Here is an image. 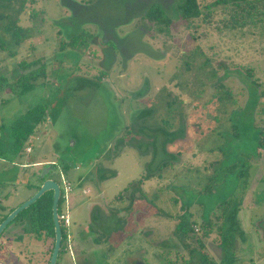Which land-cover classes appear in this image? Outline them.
<instances>
[{
	"label": "rangeland",
	"instance_id": "1",
	"mask_svg": "<svg viewBox=\"0 0 264 264\" xmlns=\"http://www.w3.org/2000/svg\"><path fill=\"white\" fill-rule=\"evenodd\" d=\"M154 1L173 17L166 34L142 17ZM197 1L203 16L185 24L179 0H36L20 21L32 39L18 47L10 43L6 20L0 21V41L7 44L0 48V74L13 81V68L23 58H39L46 68V77L28 91H0V124L37 103L46 106L45 121L24 146L31 151L2 155L0 219L41 185L44 164L54 163L46 178L62 192V177L72 186V240L70 247L63 242L56 264L190 261V245L171 235L183 207L200 233L204 220L216 222L212 228L220 223L217 204L228 198L240 201L235 264H264V148L257 149L264 138V16L244 24L229 8L206 9L214 0ZM85 32L84 50H60L61 40ZM221 81L228 98L216 97ZM144 108L153 114L142 119ZM141 124L149 127L146 133L139 132ZM155 129L183 135L164 149L159 132L152 141ZM232 164L236 172L244 170L242 177L225 175ZM147 172L151 177L133 186ZM20 219L4 232L29 225ZM37 230V237L18 245L19 252L0 246V264H45V245L50 249L54 239ZM204 242L209 260H220L219 235L213 232Z\"/></svg>",
	"mask_w": 264,
	"mask_h": 264
},
{
	"label": "trees",
	"instance_id": "2",
	"mask_svg": "<svg viewBox=\"0 0 264 264\" xmlns=\"http://www.w3.org/2000/svg\"><path fill=\"white\" fill-rule=\"evenodd\" d=\"M34 2H36V0H0V21L6 20L4 29L9 32L10 43L14 46H21L25 43V41L32 39L30 27L22 25L20 21L24 12H26L27 5L31 6ZM212 6H223V8H229V14H231L233 18H238V16H240V20L242 21L240 23L244 24L249 20L252 21L251 19H253L252 16L254 15L256 17H259L261 15L264 16V0H214L211 4L205 5V8L208 9ZM176 9L181 20H183L185 24L188 22L190 23L192 20L200 16H203V10L197 0H179L176 5ZM166 10L167 9L162 4L154 1L144 9L142 17L143 19L152 23L157 32L166 34L169 32V27L172 23L173 18L172 16L167 14ZM34 17H36V12L30 14V20L32 21ZM37 31L41 32L40 26ZM85 34H88V32H85L84 34H73L68 40H61L59 45L60 50H64L65 48H80L84 50L89 46L87 39H85L84 37ZM191 37L195 39L193 35H191ZM6 45V42L0 41V48L3 49ZM194 49H199V46H195ZM40 61L41 59L39 58H35L30 61H27L25 58H23L21 61H17L12 72L14 73L15 71H17L18 73H16V75H13L12 73V78H14L13 81H8L5 74H0V91L7 88L13 89L15 86L19 88L20 93H23L33 88L36 79L40 77H46L45 65H40ZM248 72L250 73V70H248ZM29 79L32 80V82H29ZM253 84L255 87V85H257V82L253 81ZM218 86L219 88H221V92L216 94V97L221 98L222 93H224V97H230V93L227 87L223 84V81H221ZM13 92L15 91L13 90ZM257 100L258 99H255L254 109L256 107ZM152 112V109L144 108L139 113L141 114V118L145 119L147 117H150L153 114ZM45 118L46 106L40 102L28 108L25 112L19 115L15 120L11 121L9 124L1 123L0 156L5 153L11 155H19L22 151H24L23 149L25 148L24 146L26 142L33 135L38 125L45 121ZM147 128L149 127L141 124V126L139 127V132L144 133ZM155 130L156 132L153 133L152 141H156V139H154V135H157V132H159L160 135L158 136L157 141L162 144L161 147H164L166 143L173 142L175 139L183 135V132L176 136V134L167 133L164 130ZM159 137H161V140L159 139ZM259 148H264V138L258 140L257 149ZM167 163L168 161L164 160L161 162L160 166L164 168L165 166H167ZM243 164L245 165V162H242V165ZM225 168V175H227L226 173H228L234 176L238 175V177H242L244 174L243 169H239L238 172L235 171L236 164H232ZM151 175L152 174L150 172H147L139 179L136 184L133 183V186L135 185L139 187V184L142 183L143 180L150 178ZM209 179H212V176H210ZM37 188H39V186ZM63 202L64 200L61 197L58 204L59 212L62 209ZM132 202L133 198L131 200V203ZM232 202V199L228 198L217 204V207L220 210V214L216 216V221H220L221 224L218 227L212 228L213 225L216 224V222H213L211 219H207V221L204 220L202 226H200V233L195 232V222L194 220H191L192 215L191 213L186 212L187 208L184 207L185 211L178 218V221L175 224L171 235L179 239L181 243L184 244V246L186 245V247H189L190 245L188 252L192 257V260L194 258H197L196 264H235L233 248L236 243L234 231L235 229H237L236 227H238V208L234 205H238L240 204V202H236V204ZM51 207L52 191H48L44 193L40 198H38L28 208L18 213V215L12 221L17 218H21L20 220L26 219L29 225L24 228L25 231L32 233L37 237V235L40 234L37 230V227H39L41 229L42 235L45 234L46 237L54 239V223L52 220ZM12 210L13 208L8 213H10ZM7 214L1 217L0 222L7 216ZM227 223H231L233 225L229 226L227 225ZM28 227L30 228V230ZM213 232H216V234L219 235L220 242L218 244V247L223 252V256L218 261L209 260L207 254L205 253L206 247L204 240L207 239V237H209ZM2 235L3 233L0 235V237ZM65 240L66 233L62 229L61 247ZM51 250L52 248H50L47 252L49 253V257L51 254ZM184 262H186V260ZM184 262L182 264H185Z\"/></svg>",
	"mask_w": 264,
	"mask_h": 264
},
{
	"label": "water",
	"instance_id": "3",
	"mask_svg": "<svg viewBox=\"0 0 264 264\" xmlns=\"http://www.w3.org/2000/svg\"><path fill=\"white\" fill-rule=\"evenodd\" d=\"M54 163H47L41 169L39 177L42 180L39 188L31 195L28 199L16 206L7 216L0 222V235L7 227V225L24 209L32 205L38 198H40L44 193L52 191V220L54 223V243L51 251L50 259L48 264H56L59 251L62 242V230L60 222L58 219V201L61 195V189L59 184L51 177L46 175L53 169ZM137 264H144L142 262H137Z\"/></svg>",
	"mask_w": 264,
	"mask_h": 264
},
{
	"label": "crops",
	"instance_id": "4",
	"mask_svg": "<svg viewBox=\"0 0 264 264\" xmlns=\"http://www.w3.org/2000/svg\"><path fill=\"white\" fill-rule=\"evenodd\" d=\"M58 34V32H57ZM7 89H3L1 91H6ZM25 112V111H24ZM30 145V144H29ZM27 147V146H26ZM31 147V145H30ZM32 149V148H31ZM26 152V151H25ZM2 157V156H1ZM33 163H38V162H33ZM42 163V162H40ZM44 164V163H43ZM46 164V163H45ZM25 165V164H24ZM42 183V182H41ZM31 186V185H30ZM40 186V185H39ZM38 188L35 189V191L37 190ZM34 191V192H35ZM34 192L31 194L33 195ZM30 195V196H31ZM68 206H69V202H68ZM24 222V220H20V224H22ZM25 227L27 226H19V229L17 228V225L16 226H12L10 228H8V230H6L5 232L3 231V235L0 237V246L3 247L5 245H12L14 248L17 249V247H19L18 245H20L21 243H23L26 239H29V235L33 236L32 233H29L27 231H25ZM48 238V237H47ZM46 238V240H48ZM45 250H47L48 252V247L47 245H45ZM18 251V249H17ZM19 252V251H18ZM13 254V253H12ZM14 255V254H13ZM15 256V255H14ZM16 257H21V256H16ZM26 260L28 259V256H25ZM49 261V259L46 261L45 264H47ZM11 262H13V264H19V260L18 259H15V262L11 260ZM39 264H42V263H39ZM44 264V263H43Z\"/></svg>",
	"mask_w": 264,
	"mask_h": 264
},
{
	"label": "built area",
	"instance_id": "5",
	"mask_svg": "<svg viewBox=\"0 0 264 264\" xmlns=\"http://www.w3.org/2000/svg\"><path fill=\"white\" fill-rule=\"evenodd\" d=\"M25 151L29 153L31 151V147L28 144L27 147H25ZM3 158L0 156V161H2ZM62 183L64 185V192L61 194V197L63 198V206L60 212L58 213V219L60 224L65 228L66 230V240L69 239L70 233L68 231V227L70 225V216H69V206H68V193L70 192V183L67 179H64L62 177Z\"/></svg>",
	"mask_w": 264,
	"mask_h": 264
},
{
	"label": "flooded vegetation",
	"instance_id": "6",
	"mask_svg": "<svg viewBox=\"0 0 264 264\" xmlns=\"http://www.w3.org/2000/svg\"><path fill=\"white\" fill-rule=\"evenodd\" d=\"M175 140H177V139H175ZM174 140V141H175ZM130 145H131V143H129ZM139 181V179L137 180V182ZM144 181V180H143ZM42 182V181H41ZM70 183V182H69ZM141 184V183H140ZM140 184H139V186H140ZM247 185V184H246ZM247 187V186H246ZM60 189H61V187H60ZM71 189H72V186H71V184H70V191H71ZM63 192H62V190H61V194H62ZM121 198V197H120ZM61 199V195H60V198H59V200ZM240 202V201H239ZM58 204H59V201H58ZM219 204V203H218ZM128 206H130V204L128 205ZM183 206V205H182ZM234 206H236L237 208H238V212H237V220L239 221V217H238V215H239V209H240V204H238V205H234ZM187 208V207H186ZM184 211H185V208L183 207V212L179 215V217L184 213ZM98 212V211H97ZM186 212H189V213H191V215H193L192 214V212H190V211H188V209L186 210ZM58 213H59V208H58ZM177 223V222H176ZM221 223H219V224H217L215 227H218L219 225H220ZM60 226L62 227V225L60 224ZM62 230V229H61ZM197 230V229H196ZM237 230L238 231H240L241 229L240 228H237V229H235V241H236V237H237V235H236V233H237ZM261 231H260V233H263V228L262 229H260ZM89 231H90V228L86 231V233H89ZM242 231V230H241ZM3 233V232H2ZM85 235V231L84 230H80L79 229V236H84ZM71 240H72V236H71V234H70V237H69V239L68 240H65L64 242L67 244V246L68 247H70V242H71ZM53 243H54V240H53ZM62 243V242H61ZM107 243V241L106 240H98V243H96L97 245H102V244H105V245H107L106 244ZM206 246V245H205ZM210 246V245H209ZM51 248H53V244H52V247ZM171 248V247H170ZM173 248H175V246L173 247ZM219 248V247H218ZM61 249V248H60ZM52 251V250H51ZM45 253H47V250H45ZM51 255V254H50ZM190 255V254H189ZM222 255V254H221ZM235 255V254H234ZM191 257V256H190ZM222 257V256H221ZM49 259H50V257H49ZM49 262V261H48ZM137 262H142V263H144V261H142V259L140 260V259H137L136 260V264H137ZM169 262H171V260L169 261ZM189 262H191V260L190 261H186V263L185 264H189ZM48 264V263H47ZM144 264H146V263H144Z\"/></svg>",
	"mask_w": 264,
	"mask_h": 264
}]
</instances>
